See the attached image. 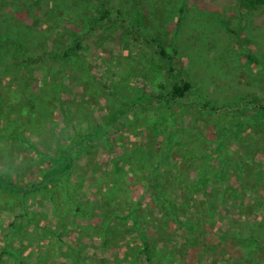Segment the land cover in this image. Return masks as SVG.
<instances>
[{
    "label": "rangeland",
    "instance_id": "obj_1",
    "mask_svg": "<svg viewBox=\"0 0 264 264\" xmlns=\"http://www.w3.org/2000/svg\"><path fill=\"white\" fill-rule=\"evenodd\" d=\"M103 2L72 3L76 17L55 20V3L0 0V37L6 34L19 37L25 48L20 53L19 65L11 67L10 73L4 72L5 67L16 63L10 54L4 59L0 56V100L7 102L0 120V171L3 175L19 186L28 187L42 180L48 165L47 156L54 154L58 147L73 146L74 124L83 133L90 126L88 121L105 124L114 112H125L131 120L129 127H123V132L117 135V140L88 146L83 154L73 153L65 182L51 184L47 190L31 191L21 200L17 195L16 199L0 195V264H146L147 256L138 254L142 240L134 222L115 219L107 226L113 218L107 211L118 201L108 196L102 198V194L112 188L113 158L122 156L118 152L120 144H124L125 152L133 146L141 149L156 146L158 152L162 142L158 136L156 142L148 143L141 129L144 123L134 119L144 105H153L145 109L146 114H160L154 100L174 79V75L155 71L153 61L160 44L177 56L170 66L176 69L178 59L184 61L185 76L194 82L199 103L208 101L217 107L235 104L239 98L251 100L250 97L264 103V8L248 12L238 8L237 0H122L127 10L134 8L140 12L141 28L135 25L132 12L129 20H125L117 15L113 6L110 7L112 21L105 20L90 30L80 28L78 21H83L90 12H94L95 18L99 17L98 8ZM8 5L13 15L18 12L16 19L7 18L2 12ZM182 8L184 14H181ZM57 26L58 33L45 39V32ZM227 27L243 30L262 64L242 56L240 44L226 31ZM75 30L85 33L84 47L74 64L61 70L64 75L60 81L70 90L63 95L64 102L56 101V97L42 101L43 107L50 109L46 124H38L36 117L25 126L15 125L17 111L23 109L29 115L37 108L42 111L43 107H37L31 100L29 90L41 86L38 79L43 72L44 54L63 51L72 43L71 31ZM151 38L157 40L154 45L149 43ZM27 56L30 59L22 73L24 66L20 62ZM19 74L24 77L21 85L18 84ZM242 101L251 114L254 103L248 106ZM82 103L84 118L79 121L75 119V111ZM184 109L179 119V137L186 143L184 150L198 151L199 155L206 150L213 153L220 141L218 130L226 127L224 118L230 115L198 113L192 102L184 103ZM31 146L38 147L46 157L33 153ZM231 146L235 147L234 158L243 162L240 199L231 193L225 197V187L219 181L207 189L203 199L188 200L176 181V175L180 174L178 168L183 170L179 154L160 168L161 183L157 187L164 186L176 203V218L201 221L195 231L200 238H192L185 230L179 231L176 225L163 226L168 229L165 233L167 248L173 250L177 246L174 256L184 264H228L236 241L244 245L247 238H264V126L241 128L239 138H233ZM137 160V157L133 160L135 174L147 175L152 164L136 169ZM213 168L217 169L218 164ZM141 181L135 183L138 192L145 188ZM233 186L238 187L239 182L233 181ZM146 194L149 200L144 202L143 208L150 214L143 217L145 227L154 209H158V204L154 208L155 201L150 199L157 197L156 192ZM98 204L102 208L98 209ZM79 210H87L90 219H79ZM203 220L210 221V225L205 226ZM182 236L188 237L191 244ZM184 245L190 255L183 254ZM194 245L199 247L197 253L191 247ZM238 256H242L240 251L235 258ZM135 257L137 263H134ZM152 264H172V261L164 254Z\"/></svg>",
    "mask_w": 264,
    "mask_h": 264
},
{
    "label": "trees",
    "instance_id": "obj_2",
    "mask_svg": "<svg viewBox=\"0 0 264 264\" xmlns=\"http://www.w3.org/2000/svg\"><path fill=\"white\" fill-rule=\"evenodd\" d=\"M39 1H47L56 4L53 9V12H55V20H59L61 17H63V19L67 17L74 19L77 13L73 10L72 3L75 5L78 3L90 4L92 2V0H34V3ZM102 1H104V4L98 8L100 13L99 17L95 18L93 14L94 12H90L87 17H84L83 21H78V24H81L80 28L83 27L90 30L94 29L97 24H101L105 20H108L109 22L112 21L110 12V7L112 6L115 8L117 15L124 17L125 20L130 18V14L132 12L135 18V25L140 28L142 27V16L138 10L136 11L134 8L132 10L130 6V9L127 10L126 7L122 5V0H106V2L105 0ZM237 6L240 9H246L248 12H253L264 8V0H237ZM7 7L6 10H2L5 17L8 18L9 16L12 19H16L15 17L17 16L18 12L16 15H13L11 6L8 5ZM93 9L96 10V8ZM180 10L181 14H184V8ZM200 17L201 14L198 16L199 20ZM50 28L52 29H49L45 32V39H47L48 36L54 37V35L58 33V26ZM225 29L228 33L230 32V35L233 37V39L237 40L240 44L241 54L244 58L258 65L262 64L260 57L250 46L251 40L246 38L242 29L234 30L228 29V27ZM71 32L74 34V37L72 38V43L70 45H66V48H64L63 51L49 52L43 56V72L41 78L38 79L41 86H39V89L37 90L36 88L34 90L32 89L33 91L31 89L29 90V93L31 94V100L35 102L37 107H43L42 101L48 99L51 101L55 99V97L56 101L61 103L64 102L62 97L69 90V88L60 81V78H63L62 76L64 75L61 70L63 68L65 69L71 64H74V60L77 59L78 52L84 47L83 39L85 37V33L80 34L79 30ZM42 41L43 43L45 42L44 40ZM155 42H157V40L153 38H151L149 41V43L152 45H154ZM159 46V50L156 52L157 57H155L153 61L155 71L158 73L163 71L169 75H174V79L170 87H166L165 92L159 94L154 100V104L160 114L157 115L155 112L146 114L147 111L145 112V109L147 110L153 105H144L142 107L143 109L141 113L136 114L134 119H140V121L144 123L141 125V129L145 131L144 136L147 137L148 143L156 142V138L158 136L161 137L162 142L158 152L155 151V148L157 149L156 146L154 148L149 147L146 149L133 146V148H126L127 151L125 152L122 150L124 144H120L121 147H119L118 152H121L122 156L114 155L113 158V181L110 183L112 188L108 193L103 191L105 194H102V198L108 196L109 198H116V201H118L110 207V210L107 211L109 214H111V216H113L112 220H109L108 222L106 221L107 226H110L115 219H119L124 222L128 221L135 223L142 240L141 245L139 246L140 250L138 254L144 253L147 256L146 264H152L154 259L164 256V254L169 256L172 264H184L180 259L174 256V250L177 248V246L173 250L167 248L168 241H166L165 233L168 229H165L163 226L165 224L168 227L176 225L178 226L179 231L182 232L185 230L190 233L192 238H200L201 235H195V231L198 229L201 221H184L176 218V216H178L176 203L167 193L168 191L164 186L161 185L157 187V185L161 183L160 181L162 174L160 168L165 167L166 163L169 164L175 154H179V161H183V170L178 168L180 174L176 175V181L180 184V191L187 195L188 200H191V198H196L198 200L203 199L206 196L207 189L213 188L214 184L219 181L225 187L223 193L225 197L231 193L240 199L239 187L242 179L241 173L243 162L237 158H234L233 154L235 153V147L231 146V142H233V138H239V132L241 128L250 126L251 128L256 129L264 126V103L262 104L258 100L252 99V97H250L251 100H248L247 98L240 100L239 98V102L235 104H224L217 107H214L212 102L208 101H202L199 103V99H196L197 93L195 92L194 82H192L189 77L185 76L184 61L179 58L177 64L178 67L176 69L173 68L172 65L170 66V64L177 56H173V54L170 53L164 45L160 44ZM24 50V45L20 41L19 37H11L7 34L3 37H0V56H2L4 59L10 54V57L16 63L15 65H7L4 70L5 73H10L11 70L9 69L11 67L15 68L17 65H19L18 59L21 55V51ZM28 59H30V56L23 58L20 62V64L24 66L21 68L22 73H25ZM21 78L24 79V77L19 74L18 84L20 85L23 82ZM147 80H149V78H147ZM19 89L20 88L18 87V90ZM193 100L195 102H193ZM242 100H245V103L248 106L254 103L251 105L252 112L254 114H252V112L250 114V111L246 109V105ZM188 102H192L193 107H195V110L198 113L226 112L228 115H230V118H224V121H227L226 127L223 129L219 128L218 130L220 141L216 144V149L213 153H209L206 150L204 154L199 155L198 151L184 150L186 143H184V139H180L179 137V131L181 129L179 119L185 111L184 103L187 104ZM6 104L7 102L4 103L2 100H0V120ZM77 106L78 108L75 111L77 118H75V115L73 118L83 121V108H85V106L83 103L82 105L78 104ZM38 109L39 108H37L32 113V115H29L28 112L23 109L17 111L19 116L14 119L15 125L18 124L25 126L27 123H29L28 121H35L36 117H38V124H46L50 109L49 111H47V109L44 107L42 111ZM114 113L115 114L108 116L105 124H97L93 121H88L90 126L88 129H85L83 133L80 132L77 126H75L73 123L76 133L71 144V146H73L68 148L58 147V150L54 154H51L47 157L38 147L31 146V148L34 150L33 153L42 157H46L48 161L47 168L44 170L41 177L42 180L39 182L30 183L28 187L19 186L14 181L9 180V178L3 175L0 171V195H7L10 197V199H16L17 195L18 199L21 200L31 191L38 192L47 190L50 188L51 184L65 182L68 176L67 173L71 167L70 160L73 153L77 152L78 154H83L88 146L94 144L96 145L100 142H107L108 140L110 141L112 139L117 140V135L123 132L121 131L122 128L125 126L129 127L131 120L128 119L125 112ZM236 114L237 117H233ZM38 124L35 122L36 126H38ZM160 137H158V139ZM136 157L138 159L137 162H139V167L136 169L148 166V164H152L150 172H148L147 175L141 176V174H135L136 165L133 160H135ZM151 161L153 162L151 163ZM215 164H218L217 169L213 168ZM140 179H142V181ZM138 180L141 182L144 181V191L138 192L135 190V183L138 182ZM233 181L236 183L239 182V186H233ZM105 188L108 187L105 186ZM147 191H153L154 193L156 192L157 197L155 195L150 199L155 201L152 204L154 208L156 207V204H158V209H154L155 211L150 215V219L147 220V226L145 227L142 223V221L144 222L143 217L150 214V212L144 211L143 208L144 202L149 200L146 194ZM97 206L98 209L102 208L99 206V204ZM169 210H172L173 212L170 213ZM79 211H81L80 215L77 214L78 217H80L79 219H90V215L88 214L89 212L87 210ZM210 211L212 212V210ZM202 223L205 226L210 225V221L203 220ZM17 226L18 225L16 224L15 227L17 228ZM12 227H14V225ZM182 237L185 239V241L187 240V244H191V240H189L188 237ZM9 238L10 237H8V239ZM242 245L243 243L240 244L236 241V244H234L233 248L231 249V258L228 264H264V238L261 240L254 237L249 239L247 238L245 244L243 246ZM7 247L8 242L5 244V248ZM191 247L196 250V253L198 252V245ZM182 250L184 255L191 254L188 251L187 245H184ZM239 251L242 253V256L235 258V254H237ZM137 259L138 258L135 257L134 263H137ZM199 261H201V259H198V262Z\"/></svg>",
    "mask_w": 264,
    "mask_h": 264
}]
</instances>
